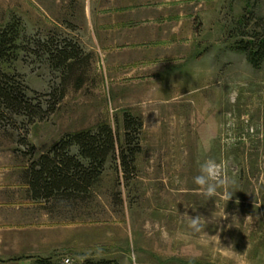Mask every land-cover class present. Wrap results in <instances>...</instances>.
I'll return each instance as SVG.
<instances>
[{
    "label": "rangeland",
    "instance_id": "obj_1",
    "mask_svg": "<svg viewBox=\"0 0 264 264\" xmlns=\"http://www.w3.org/2000/svg\"><path fill=\"white\" fill-rule=\"evenodd\" d=\"M85 1L0 0V27L21 19L14 68L32 95L48 98L63 82L37 40L67 39L91 53L81 86L66 85L54 112L11 128L14 136L0 130L4 160L25 167L23 151L38 157L64 134L103 122L123 137L126 112L143 122L132 173L126 177L115 156L108 160L85 215H75L73 249L51 257L61 264L66 257L70 264H264V63L254 68L233 46L243 38L245 12L264 17V0H192L187 11L195 15L180 34L171 23L174 42L186 36L176 49L186 58L167 59L159 70L103 59L86 32ZM23 133L28 144L19 141ZM209 158L230 181L212 198L193 179ZM185 211L207 219L204 232L180 221ZM39 257L5 250L0 264Z\"/></svg>",
    "mask_w": 264,
    "mask_h": 264
},
{
    "label": "trees",
    "instance_id": "obj_2",
    "mask_svg": "<svg viewBox=\"0 0 264 264\" xmlns=\"http://www.w3.org/2000/svg\"><path fill=\"white\" fill-rule=\"evenodd\" d=\"M253 14V15H252ZM243 38L234 43L235 49L243 52L247 61L260 68L264 63V17L245 12L242 19ZM244 23V24H243ZM21 19H14L0 27V130H22L24 123H34L54 112L66 85L81 86L86 70V53L72 41L51 39L37 40L52 66L61 70L63 82L44 98L33 92L22 75L14 68L23 49ZM124 134L119 135L109 123L67 133L47 152L35 157L33 150L23 151L27 166L23 178L28 184L29 196L52 214L85 215L84 206L91 201V193L101 180L108 160L119 159L126 177L134 169L135 158L141 152L140 136L143 122L130 112L124 114ZM9 135L14 136L12 133ZM19 141L28 144L23 133ZM34 146H32V149ZM40 264H61L53 257H39Z\"/></svg>",
    "mask_w": 264,
    "mask_h": 264
},
{
    "label": "crops",
    "instance_id": "obj_3",
    "mask_svg": "<svg viewBox=\"0 0 264 264\" xmlns=\"http://www.w3.org/2000/svg\"><path fill=\"white\" fill-rule=\"evenodd\" d=\"M189 1L114 0L103 4L87 0L86 32L103 59L152 62L156 70L163 69L167 59L186 58L176 53L177 48L186 46V36L178 35L174 42L171 23L174 22L173 33L180 34L184 19L195 15V11H187L188 4H193ZM7 161L0 154V251H29L49 257L73 249L75 215L68 219L66 215L52 214L43 203L33 200L23 178L27 164L20 168ZM33 264L40 263L35 259Z\"/></svg>",
    "mask_w": 264,
    "mask_h": 264
},
{
    "label": "clouds",
    "instance_id": "obj_4",
    "mask_svg": "<svg viewBox=\"0 0 264 264\" xmlns=\"http://www.w3.org/2000/svg\"><path fill=\"white\" fill-rule=\"evenodd\" d=\"M193 179L194 183L198 185L202 192L209 198L214 197L221 186L230 183L228 178L222 175L221 165L212 158L206 159L200 163L199 174ZM230 198L231 196L229 194V199ZM178 214L180 221L185 223L193 233L205 231L208 221L203 215H190L188 211H185L183 214Z\"/></svg>",
    "mask_w": 264,
    "mask_h": 264
},
{
    "label": "built area",
    "instance_id": "obj_5",
    "mask_svg": "<svg viewBox=\"0 0 264 264\" xmlns=\"http://www.w3.org/2000/svg\"><path fill=\"white\" fill-rule=\"evenodd\" d=\"M63 264H70L71 263V259L69 257H66L63 259Z\"/></svg>",
    "mask_w": 264,
    "mask_h": 264
}]
</instances>
